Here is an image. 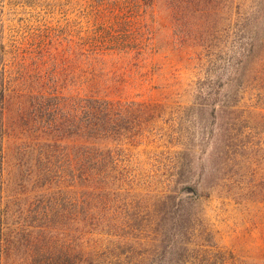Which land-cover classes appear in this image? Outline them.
<instances>
[{
	"label": "rangeland",
	"instance_id": "1",
	"mask_svg": "<svg viewBox=\"0 0 264 264\" xmlns=\"http://www.w3.org/2000/svg\"><path fill=\"white\" fill-rule=\"evenodd\" d=\"M203 8L198 0H0V30L13 80L5 106V176L20 225L33 222V199L42 184L35 173L46 154L54 163L66 160L56 149L45 113L38 110L43 100L36 96L42 92L63 95L57 98L69 104L95 96L155 107L138 122V142H120L129 150L121 158L124 187L144 195L119 196L117 210L124 212L131 204L137 209L133 199L145 202V192L162 191L169 151L178 150L170 137L181 128L176 123L192 126L185 114L204 76L205 50L181 30L189 34L204 22ZM223 10L227 15L209 29L215 58H222L211 80L219 94L207 102L211 106L195 109V179L204 188L203 216L229 263L264 264V51L239 72L229 68L222 49L230 14L228 7ZM181 111L184 120L175 117ZM62 140L84 142L82 137ZM47 143L55 145L49 149ZM65 187L80 200L81 186Z\"/></svg>",
	"mask_w": 264,
	"mask_h": 264
},
{
	"label": "trees",
	"instance_id": "2",
	"mask_svg": "<svg viewBox=\"0 0 264 264\" xmlns=\"http://www.w3.org/2000/svg\"><path fill=\"white\" fill-rule=\"evenodd\" d=\"M198 1L203 4L200 12L205 21L198 22L193 32L181 33L205 50L204 76L194 87L195 102L186 110L190 114H185L186 124L192 126L182 128L178 122L181 128L170 137L178 150L169 151L162 191L145 192L149 198L144 202L138 188L124 187L127 177L121 163L123 153L129 150L120 142H136L138 122L155 107L95 96L74 98L69 104V100L57 98L63 95L42 92L36 96L43 100L38 110L45 113L46 126L58 144L47 143V147H59L56 149L66 160L54 163L46 154L47 161L35 173L42 184L33 199V222L26 227L13 217L15 201L5 176V106L13 80L0 30V264H230L228 253L217 243L201 209L204 188L195 179V109L198 105L201 110L211 106L207 102L219 94L211 83L218 75L215 66L222 62L214 55L209 31L212 22L219 23L226 14L223 9L228 7L230 18L223 30L228 40L222 53L227 55L224 62L228 67L239 72L264 51V0ZM184 2L192 4L194 0ZM198 97L206 98L199 104ZM63 110L66 113L61 117ZM185 116L181 111L175 117L182 120ZM66 136L82 137L84 142L67 144L62 140ZM202 136H207L206 130ZM67 184L82 187L80 200L68 193ZM132 191L142 197L133 199L138 208L131 204L118 212V197ZM19 251L24 253L22 258L16 257Z\"/></svg>",
	"mask_w": 264,
	"mask_h": 264
}]
</instances>
